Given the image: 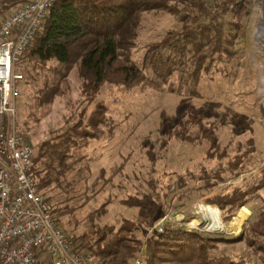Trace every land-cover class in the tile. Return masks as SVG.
Wrapping results in <instances>:
<instances>
[{"label":"rangeland","instance_id":"obj_1","mask_svg":"<svg viewBox=\"0 0 264 264\" xmlns=\"http://www.w3.org/2000/svg\"><path fill=\"white\" fill-rule=\"evenodd\" d=\"M180 26L166 10L140 11L132 60L141 66L146 48ZM251 33L238 57L240 65L233 62L226 72L204 76L193 95L107 82L93 96L85 92L78 62L39 67L29 61L17 63L24 78L18 81L15 126L35 145L36 156L42 142L87 118L97 104L106 107L102 135L84 148H74L65 176L43 189L69 233L80 235L99 225L135 219L137 208L121 200L150 193L160 203L154 224L173 212L187 229L234 238L244 234L255 214L264 210V186L249 195L231 220L223 218L218 205L205 200L233 188L247 189L264 176V51ZM48 84L57 85L59 91L52 101L42 102L38 90ZM189 106L218 133L220 149L214 156L208 154L210 143L204 139L183 141L170 135L169 129L179 124ZM171 116L176 117L173 122ZM216 211L223 221L218 225ZM237 214L243 216L240 226L231 230L229 223ZM148 234L143 232L144 240ZM218 252L235 258L248 255L245 240L223 243Z\"/></svg>","mask_w":264,"mask_h":264},{"label":"trees","instance_id":"obj_2","mask_svg":"<svg viewBox=\"0 0 264 264\" xmlns=\"http://www.w3.org/2000/svg\"><path fill=\"white\" fill-rule=\"evenodd\" d=\"M26 1L0 0V19ZM142 10H166L181 26L149 45L140 66L132 60L131 49L135 45L136 20ZM249 33L253 34L258 49L264 51V0H56L21 62H32L35 67L50 62L60 65L78 62L85 92L93 96L107 82L148 85L193 95L204 76L226 72L229 64L239 63ZM38 91L42 102H50L59 87L48 84ZM192 109L189 106L181 113L179 124L170 128L169 133L183 141L206 140L210 143L208 154L214 156L220 149L218 133L213 124L205 122ZM106 119V107L97 104L87 118L40 144L34 175L43 195L46 186L54 181L59 183L65 176L72 150L84 148L91 139L102 135ZM175 119L170 117L172 122ZM82 159L79 155L78 160ZM263 186L264 176L247 189L233 188L208 196L205 202L218 205L223 218L231 220L249 195ZM44 197L78 250L89 252L100 264H131L141 251L145 264H264L263 209L255 214L239 238L166 222L163 231L155 230L144 240L143 232L151 228L159 214L160 203L150 193L121 200L137 208L135 219L125 218L118 225H99L80 235L64 228L51 200ZM212 209L218 210L215 206ZM101 210L106 212V207ZM213 214L219 218L215 225L223 222L219 211ZM242 240L246 241L247 257L235 258L227 252H218L223 243Z\"/></svg>","mask_w":264,"mask_h":264},{"label":"built area","instance_id":"obj_3","mask_svg":"<svg viewBox=\"0 0 264 264\" xmlns=\"http://www.w3.org/2000/svg\"><path fill=\"white\" fill-rule=\"evenodd\" d=\"M55 1L27 0L0 20V264H100L55 219L34 175L35 145L15 126L23 79L16 66ZM180 221L167 212L148 233L166 222L187 225ZM143 255L131 264H145Z\"/></svg>","mask_w":264,"mask_h":264},{"label":"bare ground","instance_id":"obj_4","mask_svg":"<svg viewBox=\"0 0 264 264\" xmlns=\"http://www.w3.org/2000/svg\"><path fill=\"white\" fill-rule=\"evenodd\" d=\"M203 209L209 210L208 207H205L204 205H202ZM210 212V211H209ZM241 215L237 214L233 220L229 223V228H231V230H236L238 229V227L240 226L241 223ZM194 221H197L196 218H194ZM226 226V225H225ZM228 226V225H227Z\"/></svg>","mask_w":264,"mask_h":264},{"label":"crops","instance_id":"obj_5","mask_svg":"<svg viewBox=\"0 0 264 264\" xmlns=\"http://www.w3.org/2000/svg\"><path fill=\"white\" fill-rule=\"evenodd\" d=\"M242 213H243V211L240 213L241 215H242ZM244 214V213H243ZM241 217H243V216H241Z\"/></svg>","mask_w":264,"mask_h":264}]
</instances>
